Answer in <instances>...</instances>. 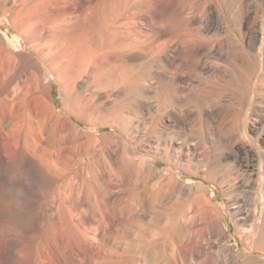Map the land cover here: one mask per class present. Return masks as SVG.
Instances as JSON below:
<instances>
[{"label":"rangeland","instance_id":"rangeland-1","mask_svg":"<svg viewBox=\"0 0 264 264\" xmlns=\"http://www.w3.org/2000/svg\"><path fill=\"white\" fill-rule=\"evenodd\" d=\"M95 13L91 30L101 47L115 29L105 20L114 25L122 21L119 14H128L131 38L120 55L130 60L117 74L104 68L101 83L127 84L123 97L131 105L126 115L134 132L120 140L102 125L108 117L97 119L94 112L105 100L85 91L84 76L76 104L82 117H68L84 134L100 128L106 136L98 148L130 161L129 183L146 191V202L131 232L107 222L105 240L96 224L89 237L94 240L97 232L94 242L103 240L112 249L113 264H264V0H100ZM25 79L13 84L22 93L20 102ZM59 90L52 87L51 104L66 114L70 101ZM34 116L28 120L40 133L47 115L41 121ZM14 121L24 122L23 116L16 114ZM100 153L73 154L76 169L57 182L32 184L25 175L17 186L32 202V214L46 211L49 220L56 196L69 195L62 184L80 166L116 165ZM7 163L0 158V166L13 167ZM78 200L83 205L76 215L88 214L84 192Z\"/></svg>","mask_w":264,"mask_h":264},{"label":"bare ground","instance_id":"bare-ground-1","mask_svg":"<svg viewBox=\"0 0 264 264\" xmlns=\"http://www.w3.org/2000/svg\"><path fill=\"white\" fill-rule=\"evenodd\" d=\"M98 1L0 0L3 13L0 30L5 33L0 32V158L13 164L11 168L0 166V264H113L114 253L103 241L105 223L120 222L124 233L131 232L139 210L145 205L146 191H138L129 183L130 161L119 162L111 148L105 146V151L98 148L100 138L106 136L100 135V128L84 134L80 123L68 117L77 114L82 117L76 104L78 81L84 76L85 91L98 100H105L94 112L97 119L108 117L102 125L110 127L113 136L120 140L124 134L134 132L133 121L126 115V108L131 105L125 104L123 97L127 84L120 85L117 80L109 85L101 83L104 68L110 66L108 74H117L130 60L120 55L131 38L128 14H119L116 18L122 21L114 25L105 20V26L115 29L107 31L101 47L91 30L98 19L95 13ZM85 12L87 16L82 24ZM91 18L93 20L87 22ZM15 30L17 34L11 37L9 33ZM84 33H89V39L82 41ZM24 77L27 95L24 94V101L20 102L22 93L14 90L13 84ZM55 84L70 101L66 114H61L51 104L50 93ZM93 102L88 100L90 105ZM16 114L23 116L24 122H15ZM45 114L43 128L40 133L36 132L34 120L31 123L28 118ZM82 150L101 152V156L116 160V165H104L102 169L99 167L101 170L88 163L80 166L69 181L62 184L69 195L65 199L56 196L49 220L43 210L33 215L32 202L22 186H17L18 182L25 175H30L32 184L39 180L45 184L57 182L76 169L71 162L75 153ZM117 177L122 178L118 192L114 182ZM43 187L48 189V186ZM28 188L31 187L28 185ZM81 192H84V205L89 212L77 216V210L83 205L78 200ZM17 195L25 202L22 211L14 206ZM135 195L136 200L132 198ZM92 224L97 225L102 242L100 239L94 242L97 232L92 236L94 240L89 237Z\"/></svg>","mask_w":264,"mask_h":264},{"label":"clouds","instance_id":"clouds-1","mask_svg":"<svg viewBox=\"0 0 264 264\" xmlns=\"http://www.w3.org/2000/svg\"><path fill=\"white\" fill-rule=\"evenodd\" d=\"M14 206L17 210H20V211L24 210L25 202H24L22 196H19V195L15 196Z\"/></svg>","mask_w":264,"mask_h":264}]
</instances>
